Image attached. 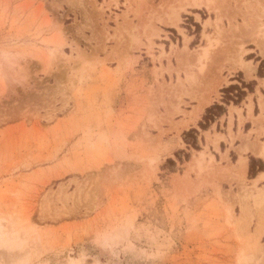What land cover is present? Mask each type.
<instances>
[{
	"label": "rangeland",
	"instance_id": "1",
	"mask_svg": "<svg viewBox=\"0 0 264 264\" xmlns=\"http://www.w3.org/2000/svg\"><path fill=\"white\" fill-rule=\"evenodd\" d=\"M197 1L0 0V264H264L262 161L185 111L253 89L264 0Z\"/></svg>",
	"mask_w": 264,
	"mask_h": 264
},
{
	"label": "crops",
	"instance_id": "2",
	"mask_svg": "<svg viewBox=\"0 0 264 264\" xmlns=\"http://www.w3.org/2000/svg\"><path fill=\"white\" fill-rule=\"evenodd\" d=\"M248 37L249 41L258 46L260 50L256 55H260L259 53L264 55V39L251 35ZM262 55H260L261 58L264 57ZM252 64L253 70L251 72L250 62L241 61L240 63V66L250 75L244 74L242 81L247 83L252 79L256 80L253 89L248 91L240 102L224 103L222 101L220 88L232 83L240 84V82L229 78L233 74L224 76L221 73L213 81H206V85L197 90L196 96L186 97L185 101L190 107L185 111L198 113L194 120L188 124L187 128H189L197 125L208 106L214 103L221 105L222 113L215 116L206 129L199 130L196 144L199 146L207 145L206 133H209L210 138L216 140V143L209 145L214 158L221 160V166L228 169L233 166L236 173L245 178L248 174L250 157L261 160L263 163L262 170H259L251 178L259 184L264 182V84H261V80L264 82V76L258 77L256 75L259 61L253 60ZM223 77H225L224 80ZM232 156L234 160H232Z\"/></svg>",
	"mask_w": 264,
	"mask_h": 264
},
{
	"label": "trees",
	"instance_id": "3",
	"mask_svg": "<svg viewBox=\"0 0 264 264\" xmlns=\"http://www.w3.org/2000/svg\"><path fill=\"white\" fill-rule=\"evenodd\" d=\"M263 70H264V59H262L259 63V66H258V76H262L263 74ZM251 89V88H250ZM244 92H241V95H243ZM242 96L238 97V100H236L235 102L238 103L239 102V99L241 98ZM211 109H216V114L215 115H220L222 113V106L220 105H217V104H214L210 107H208L206 109V113H209L211 111ZM205 117V115H204ZM200 126H203V124L200 122ZM258 171L259 170H262V165L258 166ZM255 174L254 170H253V161L251 160L250 161V164H249V175L250 176H253Z\"/></svg>",
	"mask_w": 264,
	"mask_h": 264
},
{
	"label": "bare ground",
	"instance_id": "4",
	"mask_svg": "<svg viewBox=\"0 0 264 264\" xmlns=\"http://www.w3.org/2000/svg\"><path fill=\"white\" fill-rule=\"evenodd\" d=\"M192 2L198 4V1L197 0H192ZM248 71V70H247ZM264 177V176H263Z\"/></svg>",
	"mask_w": 264,
	"mask_h": 264
}]
</instances>
